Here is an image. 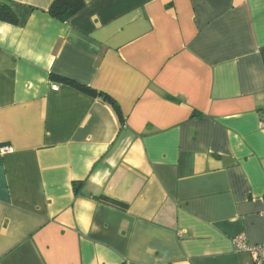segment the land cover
Wrapping results in <instances>:
<instances>
[{
	"label": "crops",
	"instance_id": "1",
	"mask_svg": "<svg viewBox=\"0 0 264 264\" xmlns=\"http://www.w3.org/2000/svg\"><path fill=\"white\" fill-rule=\"evenodd\" d=\"M7 1L0 264L249 263L232 241L264 244V0H83L66 23Z\"/></svg>",
	"mask_w": 264,
	"mask_h": 264
},
{
	"label": "trees",
	"instance_id": "2",
	"mask_svg": "<svg viewBox=\"0 0 264 264\" xmlns=\"http://www.w3.org/2000/svg\"><path fill=\"white\" fill-rule=\"evenodd\" d=\"M85 7L83 0H55L48 11L49 15L60 22L66 23L70 18L79 13ZM0 22H4L10 25H16L17 19L12 11L11 4L7 0H0ZM52 79L57 83L66 84L80 92L86 93L93 97H101L104 101H108L114 108L116 114L119 117L120 122L123 124V118L120 114L118 104L108 95L93 90L85 85H82L72 79H68L60 76H52ZM96 201L112 207L122 212L127 210V206L120 202L106 198L104 196L94 197Z\"/></svg>",
	"mask_w": 264,
	"mask_h": 264
},
{
	"label": "built area",
	"instance_id": "3",
	"mask_svg": "<svg viewBox=\"0 0 264 264\" xmlns=\"http://www.w3.org/2000/svg\"><path fill=\"white\" fill-rule=\"evenodd\" d=\"M52 90L57 91L58 86L52 85ZM260 125L264 127V107L262 109V119ZM1 154L12 153L10 147H2ZM264 214V212H263ZM234 251L236 253H247L250 256V262L247 264H264V244L262 245H248L244 236H238L232 241Z\"/></svg>",
	"mask_w": 264,
	"mask_h": 264
}]
</instances>
